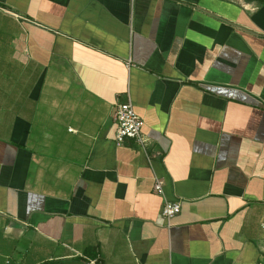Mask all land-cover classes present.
Listing matches in <instances>:
<instances>
[{"label": "crops", "instance_id": "1", "mask_svg": "<svg viewBox=\"0 0 264 264\" xmlns=\"http://www.w3.org/2000/svg\"><path fill=\"white\" fill-rule=\"evenodd\" d=\"M263 224L264 0H0V264H264Z\"/></svg>", "mask_w": 264, "mask_h": 264}, {"label": "built area", "instance_id": "2", "mask_svg": "<svg viewBox=\"0 0 264 264\" xmlns=\"http://www.w3.org/2000/svg\"><path fill=\"white\" fill-rule=\"evenodd\" d=\"M113 119L115 122V144L121 146L127 139L133 140L138 146L144 148L146 140L142 135L143 121L135 113L132 105L127 103H118L115 106ZM154 193L162 194V183L156 180L153 186ZM179 202L164 201L160 212L161 220L168 225L169 222L179 214ZM264 227V224L262 225Z\"/></svg>", "mask_w": 264, "mask_h": 264}]
</instances>
